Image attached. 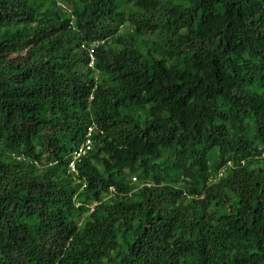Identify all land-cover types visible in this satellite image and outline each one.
I'll return each mask as SVG.
<instances>
[{
	"label": "trees",
	"instance_id": "16d2710c",
	"mask_svg": "<svg viewBox=\"0 0 264 264\" xmlns=\"http://www.w3.org/2000/svg\"><path fill=\"white\" fill-rule=\"evenodd\" d=\"M0 264H264V0H0Z\"/></svg>",
	"mask_w": 264,
	"mask_h": 264
},
{
	"label": "clouds",
	"instance_id": "9594fccd",
	"mask_svg": "<svg viewBox=\"0 0 264 264\" xmlns=\"http://www.w3.org/2000/svg\"><path fill=\"white\" fill-rule=\"evenodd\" d=\"M95 43L90 47L91 49L89 50V61H88V67L89 68H94L95 66V60H94V56H93V51L92 49L95 47ZM91 99V97H90ZM93 130H95L94 127H89L87 129V133L86 135H84L83 137V141L80 143V145L78 146V148H76L75 150H73L70 154V159L68 161V172L70 171H74L75 169V162H78L83 156L86 155L87 152H89L92 149V141L90 139L91 133L93 132ZM79 153V156L76 157V154ZM70 164H73V169L70 167ZM134 179V178H133Z\"/></svg>",
	"mask_w": 264,
	"mask_h": 264
},
{
	"label": "built area",
	"instance_id": "2783aa9c",
	"mask_svg": "<svg viewBox=\"0 0 264 264\" xmlns=\"http://www.w3.org/2000/svg\"><path fill=\"white\" fill-rule=\"evenodd\" d=\"M79 156V153L76 154V157ZM70 167L73 169V164H70Z\"/></svg>",
	"mask_w": 264,
	"mask_h": 264
},
{
	"label": "rangeland",
	"instance_id": "374dc122",
	"mask_svg": "<svg viewBox=\"0 0 264 264\" xmlns=\"http://www.w3.org/2000/svg\"><path fill=\"white\" fill-rule=\"evenodd\" d=\"M131 180H132V182H134V179L133 178Z\"/></svg>",
	"mask_w": 264,
	"mask_h": 264
}]
</instances>
